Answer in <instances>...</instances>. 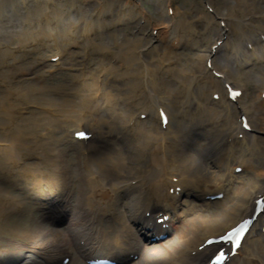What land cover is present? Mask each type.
<instances>
[{"label":"bare ground","instance_id":"bare-ground-1","mask_svg":"<svg viewBox=\"0 0 264 264\" xmlns=\"http://www.w3.org/2000/svg\"><path fill=\"white\" fill-rule=\"evenodd\" d=\"M138 2L0 0V177H10L6 162H14V180L23 182L45 165L46 175L64 191L79 185L76 209L89 207L88 220L99 222L119 208L125 221L108 234L88 236L87 221L80 222L82 237H89L98 252L109 244L108 255L130 250L125 246L139 238L135 231L160 206L167 228L152 219L150 224L179 235L147 245V254L165 257L160 264H200L214 251V244H204L207 237L250 217L264 196V0H200L205 7L186 15L173 9L171 0H152L155 15L147 16ZM154 21L169 30L154 36ZM126 26L134 32L126 33ZM198 38L208 44L203 56L197 54L195 62L189 55L177 56L187 45L205 44ZM43 49L70 67V82L44 86L47 74L40 70L46 64L35 59ZM69 87L76 88L66 95ZM229 87L240 95L230 98ZM27 105L33 107L17 115ZM52 109L56 118L44 112ZM60 114L73 116L77 124L60 120ZM243 116L249 129L243 127ZM82 121L90 135L86 142L74 137ZM42 130H48L55 150L42 144ZM59 132L76 149L74 156L64 154ZM111 138L120 145L117 152L105 148ZM23 148L37 150L41 159L24 163ZM29 183L38 186L35 179ZM217 194L222 199L212 200ZM19 206L21 200L13 195L0 196V215L11 208L15 214ZM183 211L208 218L182 222ZM18 220L27 232L10 217L11 235L39 237L31 219ZM70 231H47L40 247L45 264H60L55 262L60 257L78 260ZM249 232L228 264H264V208ZM6 244L13 250L26 245L13 238ZM91 248L84 256L88 262L94 258Z\"/></svg>","mask_w":264,"mask_h":264},{"label":"rangeland","instance_id":"rangeland-1","mask_svg":"<svg viewBox=\"0 0 264 264\" xmlns=\"http://www.w3.org/2000/svg\"><path fill=\"white\" fill-rule=\"evenodd\" d=\"M151 1L152 0H139V2H138L139 8H141L140 4H143L144 3L143 4L144 5L143 6V8H144L143 11H144V14L146 16H147L148 13H152L153 15H155V7H153V5L150 3ZM129 3H131L132 5H134L135 4V0H129ZM171 5H172V8L173 9H176L178 11H181L183 15L184 14L186 15L187 13H191L192 14L191 11L195 10L197 7H200L201 5H202V7L200 9H203V7H205V6H203V4H201L200 0H171ZM189 9H191L190 12H188ZM204 11H207V10L205 9ZM180 14H178L177 17L180 16ZM156 19H158V17H156ZM201 23H202V21H201ZM162 24H163L162 22H156V21H154L152 23V26L155 25V28L157 30H159V32H160L162 29H166V28H164V24L163 25ZM126 29L127 30L125 32L128 33V34L134 32L133 28H129V27L126 26ZM196 30L198 32H200V34L201 33L203 34L202 26L198 25V27L196 28ZM202 34H201V37H203ZM148 37L149 36H147L146 34L144 35V38L145 39L148 38ZM149 40H151V39L149 38ZM198 40H199L200 43H205V44H200V47L195 46L193 44L187 45L184 48L177 50V54H178L177 56L183 57L185 55H189L190 56L189 58H192L193 62L196 61V59H194V58L197 56V54L203 56L202 55L203 52H206V49L208 50V44L206 43V40L204 41V38H198ZM14 45L15 44H11V47L14 46ZM50 52H52V51L51 50H45V49L40 50V52L36 53L35 59L36 58H42L44 61H47V56L49 55ZM42 69H43V73L44 74H47L46 73L47 65L44 66L43 68H41V70H40L41 72H42ZM70 73H71L70 68L67 67L66 65H62L61 66V69L59 71H56L55 73H52L50 75L47 74V76L44 77V79H45L44 86H47V87L48 86H53L54 84L62 83L63 81L65 83L66 82H70V80H71ZM25 76L26 75H24L22 77L25 78ZM27 77H29V76H27ZM20 82H24V81L21 80ZM28 82H29V80H26L25 81V83H28ZM86 83H91V82L89 80H87ZM24 85H27V84H24ZM75 88L76 87H69L66 90L67 91V94L66 95H68L69 92L71 93V91L73 89H75ZM44 100L47 101L46 99H44ZM54 102L56 103L55 100H54ZM30 104H33V103H30ZM17 111H18L19 114H21V112H20L21 110L20 109H18ZM34 111L37 112V110H34ZM44 112H45V114H47L51 118H56L55 117V113L57 111H55L54 109H52V110H44ZM72 117L73 116H66V115L63 116L61 114L58 116V118L60 120L71 121V123H73V121H75V120L72 119ZM83 122H85V121H82L81 124H83ZM82 126H84V125H82ZM212 133L215 134L216 131H213ZM59 134L62 135V132H59ZM109 141L111 143L110 144H106V147L105 148H107V150L112 149L113 151L117 152V150H119V148H120V145H118L117 143L113 142L114 140L112 138L109 139ZM42 144L46 148L49 147L52 150H55L56 149L53 144H48L47 142H44ZM98 144H101L102 145L103 142H100ZM32 145L35 146V144H32ZM75 150H76L75 148H72L71 145L67 144L66 141H65L64 154L66 156H74V154H76L75 153ZM32 151L36 152L35 150H31L30 149L28 151V150H25V148H23V150L21 151V154H24L22 159L23 160H26V161L27 160L29 161V158H30V154L29 153L32 152ZM16 157H18V156H16ZM0 164L3 165L2 161H1ZM9 166H10V170H11V168H12L11 165L6 162V165L4 167L7 168V171L5 172V174H7V175H9V171H8L9 170ZM40 167L42 168V172H44V173H41V175L43 177L41 178L40 184L38 186L40 187V186H46L47 185L46 188L53 187L52 182L54 180L51 179V181H50L49 180L50 178L48 176H45V173H46V170H47L46 169V166L45 165H41ZM1 177H2V175H1ZM25 177H26V175H25ZM13 178L14 177L11 175V172H10V180L13 179ZM29 179L31 180L32 178L29 176ZM29 179L26 177V180H28V182H29ZM243 179H245V178H243ZM242 181H243L242 179L237 180L236 186H239ZM24 183H25V181L23 183H19V182L15 183L17 186L21 187L19 189V188H17V186L16 187L11 186L5 180H2V181L0 180V188H1V190H0V192H1L0 193V196L2 197V199L3 198H7V195H13L16 199L21 200V206L18 207L17 213L12 214V212L10 211L12 208L10 207L11 209H8L7 212L4 211V213H2L0 215V241H2L3 244H4L5 241H7L8 238H11V239L13 238V240L18 239L17 237H14L13 235L10 234V217H12V221H11L12 224H15V222H18L17 225L21 229V231L25 230L27 232V230L24 229L23 226H22V221L18 220V218L21 219V217L22 218L24 217V218H27V219H31L32 222H33V223L32 222L31 223L39 227V229H40V230H38L39 233H40L39 235H42L43 233L45 234V232H47V229L50 227L48 225H50L49 224V222H50V219L49 218L51 216L48 215L43 220H40V218H39V210L34 207L35 204H33L31 201H29L27 199V197H28V193H27V189L28 188L27 187H29L30 184L27 183V186L25 187ZM76 186H78V185H76ZM9 187H10V190H9ZM37 189H38V187H37ZM79 197H80L79 190H75L74 187H71L70 190H69V192H68V194H67V196H65V200L67 201V204L70 203V205L72 207V211L67 212V214L72 213V215H77L79 213L78 212L79 210L76 209V205L78 204L77 202L80 201ZM21 198L23 199V201H22ZM56 200H58V199H56ZM118 201L119 200H117L116 202H118ZM22 202H24V204H22ZM28 202H31L32 205H30ZM212 205H214V204L212 203ZM201 207H204V206H201ZM204 208H206V207H204ZM82 209L85 210V208H82ZM22 210L24 211V213L22 212ZM5 213H10V215L9 214H5ZM59 213H60V218H62L61 227H63V224H64L63 222H65V219H66V215H64L63 208H61V211ZM14 215H16L15 218H13ZM83 215H84V213H83ZM186 215L188 217L185 220H201L202 221V220H205V219L208 218L206 216L203 217V218H200V216H193V214L192 215L191 214H186ZM111 217H112L111 220L108 221V223H106L104 225V228L106 229L105 231H108V229H109V223H112L113 228H114V227H116V225L119 222V219H116L115 220V217H113V216H111ZM7 224L9 226H7ZM23 225L26 228L29 227L26 224H23ZM133 225H135V222L134 221H133ZM4 226H6V228ZM61 227H58V228L60 229ZM34 229H37V228H34ZM36 240H37V237H34V238L30 239V241L27 240V239H21V238H19V241H22V242L27 243V244H31V243L35 242ZM35 244H38V243H35ZM8 248L9 247H7L6 249H8Z\"/></svg>","mask_w":264,"mask_h":264},{"label":"snow or ice","instance_id":"snow-or-ice-1","mask_svg":"<svg viewBox=\"0 0 264 264\" xmlns=\"http://www.w3.org/2000/svg\"><path fill=\"white\" fill-rule=\"evenodd\" d=\"M236 94H237L236 91H230V92H229V95H233V96H235ZM76 135H77V136H83L84 133H83V132H77ZM245 223H246V221H245ZM230 231L235 232L236 230H235V229H230ZM225 238H227V237H225ZM210 239H211V238H210ZM217 258H219V257H217Z\"/></svg>","mask_w":264,"mask_h":264}]
</instances>
